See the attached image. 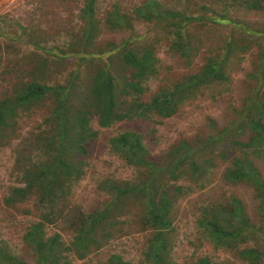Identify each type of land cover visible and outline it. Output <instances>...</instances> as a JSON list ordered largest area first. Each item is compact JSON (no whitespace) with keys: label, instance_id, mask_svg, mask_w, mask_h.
Returning <instances> with one entry per match:
<instances>
[{"label":"rangeland","instance_id":"1","mask_svg":"<svg viewBox=\"0 0 264 264\" xmlns=\"http://www.w3.org/2000/svg\"><path fill=\"white\" fill-rule=\"evenodd\" d=\"M87 1L0 0V99L11 94L15 82L42 80L50 85L66 83L79 69L80 81L85 83L93 67L82 56L90 52H105L107 43L118 45L129 35L128 32H113L107 28L106 19L110 18V12L118 8L122 13L131 14L150 0H96L94 39L86 44L81 13ZM157 1L168 11L194 18L227 17L251 33L207 20L194 22L186 32L192 38L197 54L188 61L170 50L172 35L168 31L167 34L152 23L135 22V32L145 35L159 60L156 66L158 73L146 82L148 91L142 95V100H149L163 86L197 72L208 55L222 56L227 50L225 46L230 43L233 52L229 53L225 67L227 81L203 86L196 97L183 102L168 119H135L105 129L98 127L96 118L91 119L90 125L98 135L86 144L85 174L71 187L63 216L45 225L44 229L46 238L58 236L60 253L66 264H108L112 255L119 256L126 264H145L144 252L153 236L151 226L144 219L146 205L139 198L118 195L110 190V185L116 184L122 190L126 183L143 182L148 172L145 168L126 164L113 153L108 146L111 137L124 132L138 134L147 153L146 159L162 166L170 160L168 153L180 142L202 143L215 138L227 127H232L233 133H241L237 136L229 134L228 137L245 143L250 136L249 131H243L245 125H242L241 116L249 104L246 99L258 91L254 100H264V64L259 59L260 53L264 52V41L259 35L264 32V0H259L260 10L247 9L225 0ZM56 54L65 58H57ZM52 104L50 99L40 110L19 117L14 135L8 134L0 144V247L25 264H36L25 235L33 223L40 221L41 205L35 196L13 206L5 205L4 199L11 188L22 186L14 167L15 160L28 146L26 139L29 133L40 131L38 125ZM211 144L206 151L194 156L201 167L197 173L185 164L182 170L186 173L166 187L169 191L178 186L185 189L182 195L174 198L170 212L173 230L169 234V258L174 264H199L202 259L211 264H244L233 252L213 248L197 231L195 220L203 206L224 203L229 197L241 201L251 220H257L259 212L264 209V151L255 158L250 157L258 173L259 184L253 180L228 184L223 173L232 169V161L239 157V151L228 146L227 142ZM222 149L226 150L228 159L220 158ZM157 180L163 179L159 177ZM109 204L115 206L110 211L109 222L105 221L90 234H84L83 238L86 236L87 240L79 245L82 240L78 236L80 224ZM87 244L88 248L83 249ZM78 253L83 257H78Z\"/></svg>","mask_w":264,"mask_h":264},{"label":"trees","instance_id":"2","mask_svg":"<svg viewBox=\"0 0 264 264\" xmlns=\"http://www.w3.org/2000/svg\"><path fill=\"white\" fill-rule=\"evenodd\" d=\"M225 1L241 4L247 9L262 8L259 0ZM95 2L96 0H88L81 13L85 23L83 37L86 44L94 39ZM134 12L122 13L118 8L110 12V18L106 19L107 28L113 32H128L129 35L118 45L107 43L105 52H90L82 56L93 67L85 83L80 81L79 69L70 75L66 83L50 85L42 80L15 82L11 94L0 99V144L8 138V134L16 132L19 117L40 110L50 99L53 102L52 108L38 125L40 131L29 133L26 139L28 146L15 160L14 167L20 175L22 186L11 188L4 199L5 205L13 206L23 203L29 196L38 198L43 213L40 221L33 223L25 235L36 264L66 262L60 253L58 236L46 238L44 229L45 225L63 216L71 187L85 174L86 144L98 135L90 125L92 118H96L98 127L103 129L135 119H168L183 102L196 97L203 86L227 81L225 67L229 53L233 52L230 43L225 46L227 50L222 56L208 55L197 72L169 86H163L149 100H142V95L148 91L146 82L158 73L156 66L159 60L145 35L135 32V22L152 23L167 34L169 32L172 35L170 50L188 61L197 54L192 38L186 32L194 22L207 20L212 24L243 27L223 16L194 18L168 11L157 0L139 5ZM243 31L251 33L249 29ZM256 32L258 31H252ZM259 35L264 41V32ZM83 49L87 52L86 48ZM56 57L65 58L61 54H56ZM259 59L264 64L263 51ZM257 92L252 98L246 99L249 104L241 112L245 128L242 125L240 127L244 128L243 131L250 132L245 143L228 137L229 134L237 136L241 133H233L232 127H227L216 139L208 138L202 143L197 141L194 144L180 142L168 153L170 160L158 166L146 159L147 153L138 134L124 132L109 139L108 146L113 153L126 164L145 168L148 172V177L143 182L126 183L122 190L116 184L110 185V190L118 195L139 198L146 205L144 219L151 226L153 236L144 252L145 264H174L169 258V234L173 230L170 212L174 198L178 194L182 195L185 189L178 186L169 191L166 187L169 182H177L186 173L182 170L183 165L189 164L190 170L195 173L200 170L194 156L206 151L210 142L213 145L227 142L228 146L239 151V157L232 161V169L223 173L226 183L237 184L253 180L259 184L258 173L250 160V157L255 158L264 151V100H254ZM222 150L220 158L228 159L226 150ZM159 177L163 179L160 182L157 180ZM262 202L264 203V199ZM114 208V204H109L96 210L80 224L78 236L82 240L79 245L87 240L86 236L83 238L84 234H90L105 221L109 222L110 211ZM195 226L201 237L213 248L233 252L244 264H264V209L259 212L257 220H251L241 201L229 197L224 203L203 206L195 220ZM86 248L88 244L83 246V249ZM78 257L83 256L78 253ZM0 264L25 263L0 247ZM108 264L126 263L119 256L112 255ZM199 264L211 263L202 259Z\"/></svg>","mask_w":264,"mask_h":264}]
</instances>
